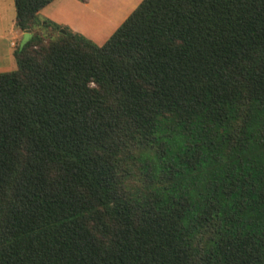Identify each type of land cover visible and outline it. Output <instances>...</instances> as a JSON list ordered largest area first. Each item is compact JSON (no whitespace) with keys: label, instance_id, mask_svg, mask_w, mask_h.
I'll use <instances>...</instances> for the list:
<instances>
[{"label":"trees","instance_id":"trees-1","mask_svg":"<svg viewBox=\"0 0 264 264\" xmlns=\"http://www.w3.org/2000/svg\"><path fill=\"white\" fill-rule=\"evenodd\" d=\"M50 1L12 0L0 264H264V0H140L101 45Z\"/></svg>","mask_w":264,"mask_h":264},{"label":"crops","instance_id":"crops-1","mask_svg":"<svg viewBox=\"0 0 264 264\" xmlns=\"http://www.w3.org/2000/svg\"><path fill=\"white\" fill-rule=\"evenodd\" d=\"M112 3L115 4L114 1ZM119 13L118 5L110 8L105 0H52L38 11V16L65 26L98 44L128 14L118 17Z\"/></svg>","mask_w":264,"mask_h":264},{"label":"rangeland","instance_id":"rangeland-1","mask_svg":"<svg viewBox=\"0 0 264 264\" xmlns=\"http://www.w3.org/2000/svg\"><path fill=\"white\" fill-rule=\"evenodd\" d=\"M107 5L115 7L118 5L119 16L126 15L136 6L140 0H105ZM114 1L115 4L112 2ZM14 8L12 0H0V72L15 69L12 57V49L27 37V33L38 30L36 26L32 30L19 31L13 27ZM119 20V18H118ZM13 27V29H12ZM107 39V38H106ZM105 39V40H106ZM90 40V39H89ZM104 40V41H105ZM91 41V40H90ZM104 41L96 45H101ZM95 44L94 41H91Z\"/></svg>","mask_w":264,"mask_h":264},{"label":"water","instance_id":"water-1","mask_svg":"<svg viewBox=\"0 0 264 264\" xmlns=\"http://www.w3.org/2000/svg\"><path fill=\"white\" fill-rule=\"evenodd\" d=\"M25 31L27 32L28 30H25ZM59 31H60L61 33L64 32V30H63L62 28H60Z\"/></svg>","mask_w":264,"mask_h":264}]
</instances>
